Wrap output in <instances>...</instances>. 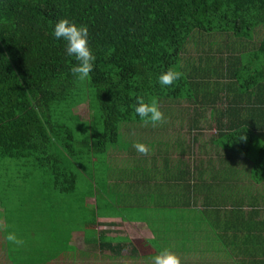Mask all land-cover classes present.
Returning a JSON list of instances; mask_svg holds the SVG:
<instances>
[{"label": "trees", "instance_id": "1", "mask_svg": "<svg viewBox=\"0 0 264 264\" xmlns=\"http://www.w3.org/2000/svg\"><path fill=\"white\" fill-rule=\"evenodd\" d=\"M61 18L88 27L89 79L72 75L76 61L51 36ZM191 45L210 54L185 55ZM169 69L183 78L162 88L157 77ZM137 96L164 122L140 121ZM81 104L88 120L75 115ZM198 207L222 244L237 241L229 250L238 264H264V253L255 259L264 251V0H0V215L13 228L0 243L9 264H147L129 237L98 230V218Z\"/></svg>", "mask_w": 264, "mask_h": 264}, {"label": "rangeland", "instance_id": "2", "mask_svg": "<svg viewBox=\"0 0 264 264\" xmlns=\"http://www.w3.org/2000/svg\"><path fill=\"white\" fill-rule=\"evenodd\" d=\"M217 46V44H216ZM190 49H188V54H192L193 57L196 55H199L201 58L204 57L206 54H210L209 49L204 46V49H207V52H201L198 54L199 51L193 50L194 46H189ZM226 52V51H225ZM204 60V58H203ZM222 82V81H221ZM175 110L178 108H181V106L174 105L172 106ZM75 115L78 116L79 120L85 121L88 120L89 117V110L88 106L86 104H81L78 106L75 110ZM207 127L203 131L206 135H212L214 131V124L213 122H208ZM75 133H84L82 130L75 129ZM117 156H122L121 154H116ZM113 165V164H112ZM116 168V165H114ZM94 172L95 176L100 175L101 172V165L98 161L94 160ZM81 177L83 178V184L86 183V180L88 182L92 183V179H90L89 173L83 174ZM36 180H38L40 183H43L47 185L49 182V179L45 177V174L41 173L38 174L37 177H35ZM81 181V178L79 179ZM118 180V179H117ZM36 187V185H35ZM115 195V194H113ZM87 203L94 204V200L92 197H89L87 200ZM24 208L23 210L26 211L30 210L29 206L27 204L22 205ZM149 210L141 212V215L143 217L137 215L135 221H131L130 223H123L122 226H119L120 231L125 236L129 237L133 243L136 244V246L140 249V251L146 255V258L148 261L147 264H155V257L157 256L154 253V250L151 245H149V241L151 239H155L158 244L161 247V253L167 252L172 255H174L179 261H181L182 264H196L197 262L202 261V257H215L220 259H225L227 257V249H225L222 245H220L213 236L209 239V237H205L207 240H204L200 235H198V231L194 230L193 228H189L185 222L184 217L182 215H185V218L192 219V218H200L198 216V213L193 212H185L182 214H177L172 217L165 213H148ZM195 212V211H194ZM23 216V215H22ZM27 217V216H26ZM110 219L113 218H101L98 221H100L97 225V229H104L103 227L108 223ZM22 220H25L24 217ZM170 221V222H168ZM103 222V223H102ZM150 226V227H146ZM166 222L167 226H160L161 224L164 225ZM156 224V225H155ZM122 229V230H121ZM149 229V230H148ZM82 233L76 232L74 237L71 239L72 244H74L77 248L80 250L83 249L84 243L82 242ZM214 239L215 242H212ZM23 245V244H22ZM213 251H210V250ZM210 252V253H209ZM160 253V254H161ZM97 258H101L100 256ZM186 261V262H184ZM100 259L95 261L87 262L86 264H94L99 263ZM184 262V263H183ZM72 264H81L78 259L72 260Z\"/></svg>", "mask_w": 264, "mask_h": 264}, {"label": "clouds", "instance_id": "3", "mask_svg": "<svg viewBox=\"0 0 264 264\" xmlns=\"http://www.w3.org/2000/svg\"><path fill=\"white\" fill-rule=\"evenodd\" d=\"M51 36L54 41L64 43V52L68 57L74 58L76 63L72 64L70 72L79 80L90 78V73L94 70L96 56L89 46L88 27L84 24H77L67 18L59 19L52 27ZM183 78V74L175 70L161 72L157 77V83L162 87H171ZM134 114L145 125L156 126L164 122V114L160 111L155 102L147 103L143 97L137 96L136 102L132 105ZM136 150L143 154H148V147L137 143ZM7 239L15 244L21 243L15 235L9 234ZM155 264H179V260L172 254L164 252L155 257Z\"/></svg>", "mask_w": 264, "mask_h": 264}, {"label": "crops", "instance_id": "4", "mask_svg": "<svg viewBox=\"0 0 264 264\" xmlns=\"http://www.w3.org/2000/svg\"><path fill=\"white\" fill-rule=\"evenodd\" d=\"M90 197H92V199L94 200V196H90ZM88 200V199H87ZM87 200H86V202H87ZM195 211V212H194ZM150 212H153V213H165V214H167V212H169L168 213V215L170 216V217H172V216H174V215H177V214H182V213H185V212H193V213H198V216L200 217V218H192V219H186L185 218V215H182V217H184V219H185V222H187L186 223V225L189 227V228H193L194 230H197L198 231V235H200L204 240H207V241H209L208 239H206L205 237L207 236V237H209V239L210 238H212L211 236H213L214 237V239L220 244V245H222L225 249H227V257L225 258V259H220V258H215V257H210V255H209V258H207V257H202V261H200V262H197L196 264H238V258L235 256V254H232V252L229 250L230 248L229 247H234L235 248V246H236V244H237V241L236 240H233V239H227V245H225V244H222L221 243V241L219 240V238L217 237V233H218V229L217 228H212L211 227V225H210V223H209V221L207 220V218H206V216L204 215V213L200 210V207H198V208H196V209H192V208H189V209H187V208H181V209H172V208H169V209H162V210H156V209H152V210H149V212L148 213H150ZM137 215H139V216H141V217H143V215H141V214H132V215H130L128 218H129V222L127 221V218H124V217H101V218H113V219H110L109 221H107L108 223H103V224H106V225H104L103 227H105V228H109V229H111V230H114V231H118V230H120V228H119V226H122V224L123 223H130L131 221H135V219H136V216ZM101 218H98V220L99 219H101ZM12 221V220H11ZM98 222H100V221H98ZM168 222H170V221H168ZM110 223H112V225H107V224H110ZM144 223V222H143ZM10 224V222L9 223H7L5 220H3V215H0V236H1V238L0 239H2L3 238V236L1 235V233L3 232V231H8V227L6 228V225L8 226ZM145 224V223H144ZM146 225V224H145ZM156 225V224H155ZM161 227L162 226H164V227H166L167 226V224H166V222L164 223V225H160ZM9 227H10V229L9 230H11L12 231V226L11 225H9ZM146 227L148 228V227H150V226H147L146 225ZM122 230V229H121ZM149 230V229H148ZM29 230H28V227L26 226V227H24L23 228V226H22V228H21V232L22 233H27ZM77 231H75L74 233H73V235H72V238L74 237V235H75V233H76ZM6 233V232H5ZM80 233H82V232H80ZM112 234H115V233H112ZM82 235V237H83V233L81 234ZM211 235V236H210ZM71 238V239H72ZM214 239L212 240V242H215L214 241ZM131 240V239H130ZM2 241V240H1ZM19 241H21V240H19ZM132 241V240H131ZM82 242H83V240H82ZM150 242V241H149ZM21 243L23 244L22 245V247L23 248H26V246H27V244H26V242H25V238H24V242L23 241H21ZM236 243V244H235ZM134 244V246L139 250V252H141L140 251V249L136 246V244L135 243H133ZM149 245H151V243H149ZM261 249L259 250V253L257 254V256L255 257V259H261L262 257H263V253H264V251L262 250V248L263 247H261V246H259ZM5 249H6V246L4 247V243H3V241H2V244L0 243V264H9V262H8V260H7V258H6V256H5ZM257 249H258V247H257ZM210 250V249H209ZM210 251H213V250H210ZM142 253V252H141ZM210 253V252H209ZM244 260L245 261H250V260H252L247 254L246 255H244ZM240 264V263H239Z\"/></svg>", "mask_w": 264, "mask_h": 264}]
</instances>
